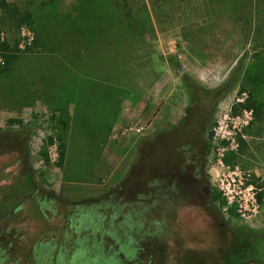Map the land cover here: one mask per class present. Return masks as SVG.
<instances>
[{
	"label": "rangeland",
	"instance_id": "374dc122",
	"mask_svg": "<svg viewBox=\"0 0 264 264\" xmlns=\"http://www.w3.org/2000/svg\"><path fill=\"white\" fill-rule=\"evenodd\" d=\"M8 1L32 24L0 15V39L18 45L8 63L0 50V264H95L97 252L113 264H258L235 258L264 246V114L233 106L251 95L264 107V0ZM105 11L113 22L96 20ZM189 81L219 92L209 170L216 185L227 170L251 174L262 198L250 222L156 197L150 106L184 97Z\"/></svg>",
	"mask_w": 264,
	"mask_h": 264
},
{
	"label": "flooded vegetation",
	"instance_id": "af4514ba",
	"mask_svg": "<svg viewBox=\"0 0 264 264\" xmlns=\"http://www.w3.org/2000/svg\"><path fill=\"white\" fill-rule=\"evenodd\" d=\"M188 87L184 97L169 93L150 106L146 143L151 183L164 204L202 206L214 217L220 213L219 190L209 170L207 140L219 92L191 81Z\"/></svg>",
	"mask_w": 264,
	"mask_h": 264
},
{
	"label": "trees",
	"instance_id": "16d2710c",
	"mask_svg": "<svg viewBox=\"0 0 264 264\" xmlns=\"http://www.w3.org/2000/svg\"><path fill=\"white\" fill-rule=\"evenodd\" d=\"M45 3H51L55 0H43ZM223 2L226 0H222ZM128 4L125 2L124 4V11L121 12L122 14V19L125 21H127L124 24L125 27H129L128 30H134V28L137 27V22L133 19L132 16V10L131 8L127 7ZM105 11L104 13H102L101 15H99V19L97 18L96 20H100L102 21L103 19H106V16L108 15V13ZM112 14V13H111ZM0 15H2L4 18H6V20H8V24L10 27H14L15 29H19L22 26H27V27H31L32 24V13L29 9L24 8L19 6L18 4H16L15 2H10L8 0H0ZM113 15V14H112ZM109 16V15H108ZM110 17V21L113 22L112 17ZM117 21V20H116ZM129 32V31H128ZM17 41L15 43H11L9 42V40H1L0 39V50H1V54L3 59L5 60L6 63L10 62L13 58V55L15 53V51L18 49L17 48ZM246 87H242L239 91V94H242L243 92H246ZM262 107V108H261ZM260 105L255 103V100L253 99V97L251 95H249L245 101L243 102H239L236 103L233 106V115H238L239 113H241L243 110H251L253 111L254 115L261 114V116L264 114V107L263 104ZM260 111V113H259ZM11 122L15 123L18 122V120H11ZM212 137V133L208 134V138ZM239 141L244 143L245 141L239 137ZM52 142V141H50ZM224 144H226V142H223ZM208 147L210 148V142L208 141ZM60 152H59V158H60V162H62L63 158H64V151L62 150V146L60 145ZM262 192H260L258 194V200L261 201L262 198ZM225 205V201L222 198L221 194L217 191V207L218 209L221 211L223 209V206ZM230 214H232L234 216V213L229 210ZM236 216V215H235ZM258 243H264V239L263 237H259L257 238ZM239 257L237 256V258H235V263H241L243 261H246L247 258L254 260L255 262H257L258 264H264V246L257 248L254 247L251 244L249 245H245L243 247V249L238 252ZM248 254V255H247ZM92 260H94L95 264H113L110 261L106 260V258L104 259L100 253H96L94 258H91Z\"/></svg>",
	"mask_w": 264,
	"mask_h": 264
},
{
	"label": "built area",
	"instance_id": "2783aa9c",
	"mask_svg": "<svg viewBox=\"0 0 264 264\" xmlns=\"http://www.w3.org/2000/svg\"><path fill=\"white\" fill-rule=\"evenodd\" d=\"M238 170L236 168L224 172L217 188L225 201L224 209L231 210L241 220L250 222L259 213L258 188L249 172Z\"/></svg>",
	"mask_w": 264,
	"mask_h": 264
},
{
	"label": "water",
	"instance_id": "95a60500",
	"mask_svg": "<svg viewBox=\"0 0 264 264\" xmlns=\"http://www.w3.org/2000/svg\"><path fill=\"white\" fill-rule=\"evenodd\" d=\"M183 70H181V72H182Z\"/></svg>",
	"mask_w": 264,
	"mask_h": 264
}]
</instances>
